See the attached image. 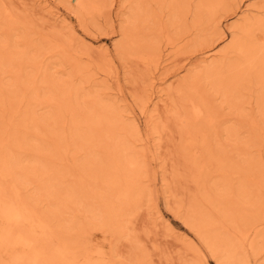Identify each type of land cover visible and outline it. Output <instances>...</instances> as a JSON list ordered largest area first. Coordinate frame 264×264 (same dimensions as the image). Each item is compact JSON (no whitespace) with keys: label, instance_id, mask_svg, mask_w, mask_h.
Instances as JSON below:
<instances>
[{"label":"bare ground","instance_id":"bare-ground-1","mask_svg":"<svg viewBox=\"0 0 264 264\" xmlns=\"http://www.w3.org/2000/svg\"><path fill=\"white\" fill-rule=\"evenodd\" d=\"M68 1H74L80 11L87 6L109 11L113 2ZM127 1L129 15L122 21L123 39L117 48L131 61L154 63V69L164 46L181 47L179 52L192 48L194 54L213 33L223 35L221 19L225 15L240 10L237 0ZM41 9L57 15L50 5L42 4ZM121 10L118 16L123 15ZM256 13L240 16L227 50L209 63L200 59L167 94L171 96L169 113L174 126L166 134L172 139L176 166L183 172L181 176L178 168L179 175L174 177L184 180L182 186L193 183L187 202L182 201L185 213L180 218L203 247L194 250L201 264H208L206 254L216 264H251L264 255V203L254 186L259 170L251 156L259 139L264 138V40L258 35L264 32L262 18ZM9 18L0 24V136L11 128L9 145L4 149L8 169L2 168L9 170L11 178L6 176L10 178L7 183L0 180V198L20 224V238L30 235L26 214L19 210L24 206L27 211L21 210L28 218L36 213L30 210V215L28 209L37 211L35 222L43 225L46 239L62 238L76 251L85 235L109 231L114 238V264H149L132 228L146 195L147 164L136 149V143L142 141L138 129L127 123L105 91L92 89L98 74L74 63L58 32L49 34L51 40L37 44L26 33L15 32L16 21ZM100 54L111 60L106 49ZM67 64L71 67L68 71ZM151 69L150 80L155 81ZM65 72L69 76L66 80L61 78ZM152 83L147 90L153 88ZM5 121H11L10 128ZM165 129L164 124L160 129L152 126L151 132L162 137ZM213 176L217 181H209ZM229 230L237 234L235 245L232 238L229 241ZM225 232L228 240L223 237ZM14 233L12 230L11 235ZM244 240H248L250 256L241 248ZM118 244L126 251L118 252ZM39 253L50 260L40 258L35 264L63 261L42 250Z\"/></svg>","mask_w":264,"mask_h":264},{"label":"rangeland","instance_id":"rangeland-1","mask_svg":"<svg viewBox=\"0 0 264 264\" xmlns=\"http://www.w3.org/2000/svg\"><path fill=\"white\" fill-rule=\"evenodd\" d=\"M42 1L44 2L42 3ZM237 1L240 2V10H237L234 15L227 14L221 19L223 35L219 36L217 32L213 33L212 36L208 37L201 44L202 46L194 54L192 48L183 49V51L179 52L178 50L181 47L171 49L170 46H164V42L160 41V45L162 44V47H164L158 67L154 69V63L146 65L140 62V60L137 62V59L131 61L122 55V51L118 50L120 48H117L122 44L121 41L123 39L120 34L122 21L128 17L126 14H128L129 1L127 0H113L109 6L110 8H108L110 9L109 11L107 9L106 11L105 9L104 11L100 10L98 7L95 8V6H87L80 11L74 5V1L69 2L68 0H0V24L3 25L10 15L9 19L16 21L13 28L14 31L19 32V34L22 33L21 35H25L26 33V36L28 35L27 37L31 38L30 40L35 38L34 42L37 44L41 40H51L53 36H49V34H52L54 31L58 32L63 43L71 50L74 63L90 68L92 71L90 73L98 74L95 77L97 81L95 84L93 83L92 89L95 88L93 89L94 91L98 90L100 92L105 91L103 93L107 94V97L112 100L111 102L114 104L116 110L127 118V123L135 126L136 130L138 129L137 131L142 141L136 143V149L140 157L147 164L143 186L146 195L142 197L137 216L133 217L135 219H133L132 228L136 235H138L137 240L142 244V254L146 255V259L148 258L146 262L149 264H201L200 258L194 250L196 247H203L194 232L180 218V215L185 213L182 201L187 200L193 183L188 182L189 185L192 184L189 189V185H184L186 188L182 186L184 184L182 178L178 180L179 182L176 181L179 175L178 171L180 172L181 170L182 172V169L178 167L180 168L179 170L176 166V157L173 155V158L171 153L172 139L169 134H166L167 130L174 126L172 115L169 113L171 96H167V94L170 95L184 76L199 64L198 61L200 62V59L209 63L215 60L218 55H221L222 51L227 50L231 38L230 33H233L236 29L235 26H238L240 23V16L248 13L253 15L256 11L251 10L257 9V7L261 8L257 11L256 15L262 18L264 32V0ZM42 4L50 5L52 9L54 8L53 12L57 15H49L46 11H43L41 9ZM234 8L235 6H230V9ZM120 10L121 13L123 12L122 16L117 15ZM4 17H7L5 21L3 20ZM18 27L19 29H17ZM2 32L3 30L0 28L1 39H3ZM258 35L259 39L264 40V35H261V32H258ZM36 39L39 40L37 41ZM103 49H106L110 53L111 60L104 59L101 56L100 52ZM48 54L45 53L44 57ZM69 65H65L67 71L71 68ZM150 67L152 68L150 71L155 75V81L150 80L152 76L149 72ZM65 74L67 73L61 74V78H64V80H66L65 78H69L68 74L66 76ZM151 82H153V88L149 91L147 88ZM106 87L110 89L106 90ZM4 114L8 116L7 113ZM5 115L3 117L7 120L8 117ZM5 123H7L6 127H11V121L10 123L9 121H5ZM162 124L166 128L163 133L161 131L162 137L152 134V126L160 129ZM7 130L8 127L6 132L0 136V151L3 149L0 152V166L4 165L0 167V180H6V182L3 181L4 183L9 182L11 178L10 172L6 167L8 162L6 161L7 157L4 150L9 145V138H7L9 130ZM261 138L258 141V146L252 149L254 152L251 151V156L254 155L252 159L259 170V174L263 172L262 176L259 174L255 176L254 186L256 185L255 188L259 189L260 194L257 195L261 197H259V200L262 199L264 203V138ZM4 140L8 141L5 142ZM3 155L5 158H3ZM2 163L3 165H1ZM2 168H7L5 169L7 171ZM6 172H9V175ZM4 173H6L5 176ZM180 174L182 176L183 172ZM6 176H10V178ZM258 176L262 178L259 179ZM182 180L183 182H181ZM209 181L215 182L217 181V177H210ZM1 198L0 260L3 262L2 264H35L36 260L38 262L41 258L39 253L41 250L43 253H47V255L61 258L63 260L61 264H114L113 257L111 256L114 238L109 231H106L107 234H105L106 232L103 230L105 232L104 235L101 231L85 235L81 238L78 248H75L76 251H73L62 238L46 239L44 237L43 225L35 222L37 211L35 209H28L30 215L33 214L31 211L36 212L33 216L31 215L32 217L28 218L27 209L21 206V209L24 208L23 210H26L19 209L22 215L26 214L23 215L28 219L25 225L27 226V230H29V237L31 236L30 238L23 239L19 235L20 224L15 218L10 216L8 211L10 207ZM260 204L262 205L261 201ZM262 207L264 208V204ZM5 209L7 210L5 211ZM157 211H159L160 215L157 214ZM12 230L13 233L15 231L13 235H11ZM225 233L227 234V232ZM225 233H223V237H227L226 239L228 240V234L231 235L229 236V241L232 238L231 241L235 245L236 240L234 239L237 238V234L233 230H229L227 236ZM84 241L90 242L86 243L87 245H83V243L85 244ZM246 241L248 242V240ZM246 241L242 242L241 248H244L247 255L250 256V250H248L249 247ZM77 249L79 250L77 251ZM117 250L118 252L126 251L123 244H118ZM205 258L208 264H216L207 254ZM46 260H50V258L40 259L43 262H47ZM259 260H254L251 264H259ZM261 260L264 261V255ZM261 260L260 264H263ZM32 261L34 262L32 263Z\"/></svg>","mask_w":264,"mask_h":264}]
</instances>
